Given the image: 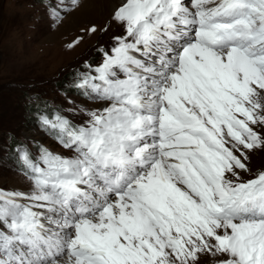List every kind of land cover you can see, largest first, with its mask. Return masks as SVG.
Returning a JSON list of instances; mask_svg holds the SVG:
<instances>
[{
	"label": "snow or ice",
	"instance_id": "1",
	"mask_svg": "<svg viewBox=\"0 0 264 264\" xmlns=\"http://www.w3.org/2000/svg\"><path fill=\"white\" fill-rule=\"evenodd\" d=\"M112 19L75 85L100 107L43 118L71 154L24 151L30 190L0 189V264H264V169L243 178L264 148V0H120Z\"/></svg>",
	"mask_w": 264,
	"mask_h": 264
},
{
	"label": "rangeland",
	"instance_id": "2",
	"mask_svg": "<svg viewBox=\"0 0 264 264\" xmlns=\"http://www.w3.org/2000/svg\"><path fill=\"white\" fill-rule=\"evenodd\" d=\"M92 1L79 0L75 8L62 11L54 21L50 7L57 0H0V189L30 190L18 163L24 151L38 156L47 147L71 154L44 125V117L60 114L79 123L88 110L100 107L99 101L82 95L75 85L89 65L94 68L102 62L100 50L110 48L113 37L122 35L124 28L112 19L120 1L113 9L108 0ZM91 4L95 11L87 14L84 8ZM93 26L96 31H89ZM35 102L41 105V124L33 118L37 116ZM28 103L34 107L26 111L24 104ZM13 142H17L11 149L14 155H8ZM249 156L251 174L244 179L264 169V148L252 150ZM219 259L205 253L200 264H218Z\"/></svg>",
	"mask_w": 264,
	"mask_h": 264
},
{
	"label": "bare ground",
	"instance_id": "3",
	"mask_svg": "<svg viewBox=\"0 0 264 264\" xmlns=\"http://www.w3.org/2000/svg\"><path fill=\"white\" fill-rule=\"evenodd\" d=\"M91 1V3L93 2L92 0H90ZM108 1H110V6H111V9H113L114 8V6L116 5V4H118L119 3V1L120 0H108ZM107 1V2H108ZM103 2H104V0H103ZM92 6L91 7H89V8H87V9H85L84 8V11L87 13V12H89L90 11V13L92 12V10H94L95 11V8H93V4H91ZM98 6V5H97ZM101 6V5H100ZM100 6H98V7H100ZM88 14V13H87ZM90 21V20H89Z\"/></svg>",
	"mask_w": 264,
	"mask_h": 264
},
{
	"label": "trees",
	"instance_id": "4",
	"mask_svg": "<svg viewBox=\"0 0 264 264\" xmlns=\"http://www.w3.org/2000/svg\"><path fill=\"white\" fill-rule=\"evenodd\" d=\"M62 83V82H61ZM71 91H76V90H74V89H72ZM35 105H37V106H35L34 107V105H33V103H28L27 104V106L25 107V108H29L30 106L32 107H34L35 108V112L37 113L39 110H40V107L39 106H41L39 103H37V102H35ZM27 111H28V109H27ZM14 141V140H13ZM14 143H16V142H13V144H12V146H14L15 144Z\"/></svg>",
	"mask_w": 264,
	"mask_h": 264
}]
</instances>
